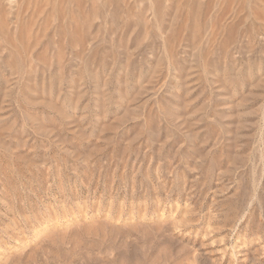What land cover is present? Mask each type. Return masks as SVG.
<instances>
[{
    "label": "rangeland",
    "instance_id": "obj_1",
    "mask_svg": "<svg viewBox=\"0 0 264 264\" xmlns=\"http://www.w3.org/2000/svg\"><path fill=\"white\" fill-rule=\"evenodd\" d=\"M0 264H264V0H0Z\"/></svg>",
    "mask_w": 264,
    "mask_h": 264
}]
</instances>
